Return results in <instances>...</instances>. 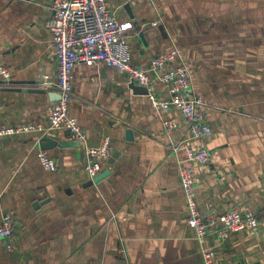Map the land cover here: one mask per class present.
<instances>
[{"label": "crops", "instance_id": "0c3cea01", "mask_svg": "<svg viewBox=\"0 0 264 264\" xmlns=\"http://www.w3.org/2000/svg\"><path fill=\"white\" fill-rule=\"evenodd\" d=\"M126 25L133 62L153 73L151 59L174 47L192 71L212 134L209 162L197 168L196 199L204 214L253 210L260 224L214 233L200 241L188 223L181 181L185 154L174 145L189 139L179 123L167 130L147 93L113 66L80 62L74 68L71 113L87 144L111 140L114 161L99 182L85 168L84 144L66 129H51L47 150L58 166L45 169L34 133L0 136V221L15 216L14 236L0 242V264H264V0H107ZM53 0H0V127L47 123L53 104L43 75L58 79V60L46 20ZM153 89L167 96L156 77ZM109 157V158H110ZM124 248L126 255L119 254Z\"/></svg>", "mask_w": 264, "mask_h": 264}, {"label": "built area", "instance_id": "2783aa9c", "mask_svg": "<svg viewBox=\"0 0 264 264\" xmlns=\"http://www.w3.org/2000/svg\"><path fill=\"white\" fill-rule=\"evenodd\" d=\"M46 27L55 47L58 79L53 82L44 74L42 87L47 91L58 92L60 99L48 108L47 123L34 121L3 126L0 127V136L34 133L41 139L51 129H66L76 141L84 144L85 168L93 179L110 157L111 140L104 137L98 146L87 144V133L70 109L73 100V72L80 62L116 67L128 75L130 82L147 88L153 113L161 119L165 129L172 130L179 126L176 120L167 116L171 109L179 112L188 127L189 139L178 141L174 150L185 154L181 161L180 175L189 212L187 220L195 227L198 239L204 241L214 233L223 240L232 232L259 226L256 213L250 209L241 211L231 208L221 214H204L199 207L195 190L199 181L196 171L209 162L210 152L207 146L197 141L209 137L212 127L205 121L203 98L194 92L192 71L179 47L153 56V73L139 67L133 62L126 25L112 12L107 0H53V13L46 20ZM0 75L8 80L12 72L6 66H0ZM156 77L166 86L167 96H159L154 91ZM39 157L45 169L57 168V160L47 150L42 149ZM15 220L13 214L7 213L0 221V242H6L14 236ZM6 247L13 249L14 244L7 241ZM119 254L126 255V250L120 248ZM202 254L204 264H217L215 251L211 247H203Z\"/></svg>", "mask_w": 264, "mask_h": 264}, {"label": "water", "instance_id": "95a60500", "mask_svg": "<svg viewBox=\"0 0 264 264\" xmlns=\"http://www.w3.org/2000/svg\"><path fill=\"white\" fill-rule=\"evenodd\" d=\"M2 82H7L6 79H4ZM43 82V80H42ZM131 87L138 93H148V90L144 86H140L137 84L132 83ZM44 92H48L49 96L51 97L52 101H57L60 99V94L56 91H47L43 88ZM56 141L48 136H44L42 138L41 146L43 149L51 148L54 146ZM117 156V152H114L113 155L108 159V162L111 163L114 161V158ZM110 173L109 168H105L103 171H101L96 177H94L91 181H89V184L99 182L101 179L106 177Z\"/></svg>", "mask_w": 264, "mask_h": 264}]
</instances>
